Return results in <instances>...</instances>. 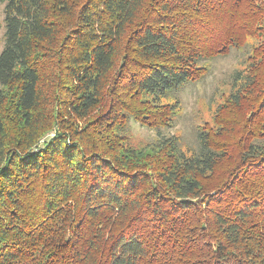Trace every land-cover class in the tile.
Instances as JSON below:
<instances>
[{
    "label": "trees",
    "instance_id": "16d2710c",
    "mask_svg": "<svg viewBox=\"0 0 264 264\" xmlns=\"http://www.w3.org/2000/svg\"><path fill=\"white\" fill-rule=\"evenodd\" d=\"M4 3L0 264H264V0ZM236 48L183 147L171 90Z\"/></svg>",
    "mask_w": 264,
    "mask_h": 264
},
{
    "label": "rangeland",
    "instance_id": "374dc122",
    "mask_svg": "<svg viewBox=\"0 0 264 264\" xmlns=\"http://www.w3.org/2000/svg\"><path fill=\"white\" fill-rule=\"evenodd\" d=\"M4 20L5 3L0 4V53L5 46ZM244 58V48H236L228 54L210 57L206 61L209 67L206 75L186 82L179 89L171 90V96H178L182 107L175 126L162 132L179 136L185 148H196L199 127L212 118L217 104L224 100L223 94L229 93L231 75ZM131 126L135 144H145L154 139L153 131L135 121H132Z\"/></svg>",
    "mask_w": 264,
    "mask_h": 264
}]
</instances>
